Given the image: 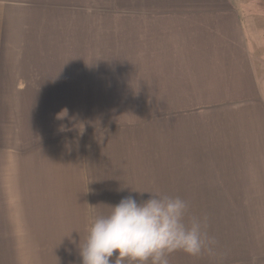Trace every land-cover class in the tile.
I'll list each match as a JSON object with an SVG mask.
<instances>
[{"label": "crops", "instance_id": "obj_1", "mask_svg": "<svg viewBox=\"0 0 264 264\" xmlns=\"http://www.w3.org/2000/svg\"><path fill=\"white\" fill-rule=\"evenodd\" d=\"M132 188L206 218L211 250L169 264H264V80L237 1L0 0V264H81L93 215L150 195Z\"/></svg>", "mask_w": 264, "mask_h": 264}, {"label": "clouds", "instance_id": "obj_2", "mask_svg": "<svg viewBox=\"0 0 264 264\" xmlns=\"http://www.w3.org/2000/svg\"><path fill=\"white\" fill-rule=\"evenodd\" d=\"M66 117L72 119L66 108L56 115ZM60 130L67 129L62 125ZM132 191L150 195L139 201L125 196L108 215L94 214L87 239L78 245L81 264H112L117 253L115 264H169L168 256L175 251L197 256L211 250L215 239L206 231V218L192 216L186 222L185 200L158 191Z\"/></svg>", "mask_w": 264, "mask_h": 264}, {"label": "rangeland", "instance_id": "obj_3", "mask_svg": "<svg viewBox=\"0 0 264 264\" xmlns=\"http://www.w3.org/2000/svg\"><path fill=\"white\" fill-rule=\"evenodd\" d=\"M236 1L241 13L247 38L255 51L259 66V77L264 80V0ZM150 99L151 98H130L129 100H131L132 103H147ZM109 101L117 102L119 104L116 109L107 114L106 121L117 127L124 125L126 121L129 120L127 113L124 111L127 99L123 101L121 98H111ZM149 113L150 111L142 112L140 114L141 118Z\"/></svg>", "mask_w": 264, "mask_h": 264}]
</instances>
